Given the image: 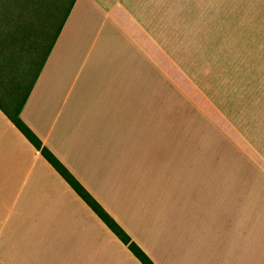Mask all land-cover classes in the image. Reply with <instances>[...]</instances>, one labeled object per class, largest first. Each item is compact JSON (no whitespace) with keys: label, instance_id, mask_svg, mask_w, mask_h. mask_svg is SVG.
<instances>
[{"label":"crops","instance_id":"1","mask_svg":"<svg viewBox=\"0 0 264 264\" xmlns=\"http://www.w3.org/2000/svg\"><path fill=\"white\" fill-rule=\"evenodd\" d=\"M21 1L0 2V264H143L13 123L21 103L156 264H264V182L214 147L228 134L202 113L188 119L190 142L212 139L201 155L176 146L179 122L167 135L181 91L143 43L181 0H72L40 67L36 13L50 3Z\"/></svg>","mask_w":264,"mask_h":264},{"label":"rangeland","instance_id":"2","mask_svg":"<svg viewBox=\"0 0 264 264\" xmlns=\"http://www.w3.org/2000/svg\"><path fill=\"white\" fill-rule=\"evenodd\" d=\"M71 1L47 0L49 11L36 13L38 52L31 54V60L39 67ZM173 23L176 27L169 26ZM144 39L143 45L165 71L167 81L181 91V112L167 110L166 128L167 135H175L174 123L179 122L177 135L182 138L176 146L183 155L190 150L201 155L213 145L205 135H197L196 142L189 139L190 115L203 113L228 134L213 135L214 147H224L230 162L242 165L248 179L263 183L264 0H181L175 21H160ZM11 51L6 50V57L15 53Z\"/></svg>","mask_w":264,"mask_h":264},{"label":"trees","instance_id":"3","mask_svg":"<svg viewBox=\"0 0 264 264\" xmlns=\"http://www.w3.org/2000/svg\"><path fill=\"white\" fill-rule=\"evenodd\" d=\"M67 14L68 10L64 18ZM22 104L23 103L12 109V111H6L13 123L143 264H156L141 246L132 239L129 233L117 222V220L89 192L81 181L65 166V164L47 146L43 145L41 139L21 118L20 111Z\"/></svg>","mask_w":264,"mask_h":264}]
</instances>
